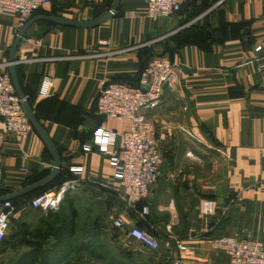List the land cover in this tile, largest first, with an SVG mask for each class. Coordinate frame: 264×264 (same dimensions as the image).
I'll list each match as a JSON object with an SVG mask.
<instances>
[{
  "label": "crops",
  "instance_id": "1",
  "mask_svg": "<svg viewBox=\"0 0 264 264\" xmlns=\"http://www.w3.org/2000/svg\"><path fill=\"white\" fill-rule=\"evenodd\" d=\"M115 1L50 0L40 12L89 22L105 15ZM20 32L17 17L0 16V66L8 64ZM259 44L264 45V0H195L184 12L158 21L146 16L145 0H120L115 16L95 28L39 21L20 42L16 75L34 116L60 152V172L67 178L71 167L83 168L81 175L70 171L73 177L63 185L77 183L68 190L78 194L86 217H102L104 223V214L122 218L128 229L137 227L155 237L157 251L131 239L124 243L145 263L229 264L225 253L212 249V239L264 243V70L255 52ZM157 56L173 63L176 80L173 88H165L160 105L146 113L163 163L147 200L129 208L119 198L108 157L96 147L90 152L82 147L100 126L118 132L128 128L127 122L98 115L101 85L139 84L141 71ZM45 77L55 79V85L50 95L40 97ZM0 160V197L39 182L54 165L34 130L20 138L6 131L3 120ZM205 201L213 202L210 215L202 212ZM144 207L146 219L141 216ZM40 216V210L25 205L11 221L36 226ZM144 252L155 253L149 256L154 261L145 259ZM11 254L17 257L9 251L0 256V264H9Z\"/></svg>",
  "mask_w": 264,
  "mask_h": 264
},
{
  "label": "built area",
  "instance_id": "2",
  "mask_svg": "<svg viewBox=\"0 0 264 264\" xmlns=\"http://www.w3.org/2000/svg\"><path fill=\"white\" fill-rule=\"evenodd\" d=\"M190 0H145L146 16L152 21L170 18L176 15ZM50 0H0V16L17 17L18 28L22 30L34 13L48 5ZM259 68L264 70V45L255 47ZM6 66H0V120L5 123L8 133L17 137H25L33 132V126L24 110L22 100L18 97L10 72ZM175 66L165 56H158L141 71L139 86L128 83L105 82L101 85L97 98L96 109L105 120L127 122L128 128L122 132L98 127L91 142L83 145L85 152L95 147L108 157L113 168V178L119 185V198L129 208H135L147 200L150 188L157 179L163 163L159 150L154 124L146 117L148 111L156 109L166 87L175 85ZM55 85V79L45 77L42 82L40 97L50 95ZM142 86H148L144 90ZM75 175H81L82 167H71ZM3 169L0 160V180ZM77 183L69 182L57 191H51L34 197L30 206L34 209H58L65 192ZM213 211V202L205 201L202 205L204 215ZM15 207L11 202H5L0 210V245L5 238ZM148 214L146 207L141 216ZM113 226L127 234V237L137 241L144 247L157 251L159 241L137 227L127 228L122 218H117ZM181 250L186 247L176 241ZM215 251L223 252L229 259V264H264V243L256 239H237L221 237L211 240Z\"/></svg>",
  "mask_w": 264,
  "mask_h": 264
},
{
  "label": "trees",
  "instance_id": "3",
  "mask_svg": "<svg viewBox=\"0 0 264 264\" xmlns=\"http://www.w3.org/2000/svg\"><path fill=\"white\" fill-rule=\"evenodd\" d=\"M194 1L190 0L186 3L177 14L184 12ZM40 11L34 13L31 18L42 15ZM194 16L195 14L189 19H193ZM129 85L139 86L138 83ZM66 174L68 177L64 178L60 172L57 178L46 187L10 201L15 207V212L25 205L31 207L28 202L34 197L60 189L66 179L73 177L69 170ZM32 184L34 183H30ZM81 206L78 194L68 190L63 195L58 209L46 211L38 209L41 211V216L36 226L11 221L10 224L14 225L9 228L1 242L0 256L9 251L17 253V257L9 264H65L72 258L83 254L106 264H136V258L139 255L130 251L131 247L127 248V244L115 247L114 251L111 249L108 240L104 239L107 228L102 223V218L92 219L87 216V221L81 223ZM88 220H91V223ZM116 242H119V239Z\"/></svg>",
  "mask_w": 264,
  "mask_h": 264
},
{
  "label": "water",
  "instance_id": "4",
  "mask_svg": "<svg viewBox=\"0 0 264 264\" xmlns=\"http://www.w3.org/2000/svg\"><path fill=\"white\" fill-rule=\"evenodd\" d=\"M206 4H208V0H204ZM120 4V0H116L115 4L113 6V8L111 10H109L105 15L93 20V21H89V22H84V21H75V20H71V19H66L63 17H59V16H54V15H37L34 16L33 18H31L28 23L26 24V26L21 30L20 34L18 35L11 53H10V57H9V72L10 75L12 77V81L16 90V93L18 95V97L22 100V104L24 107V110L33 126L34 131L39 135V137L41 138V140L43 141L46 149L48 150V152L50 153L53 161H54V165H53V169L51 171V173L45 177L44 179L40 180L39 182L21 190L18 191L16 193L4 196V197H0V205H2L5 202H10L12 200L18 199V198H22L25 197L29 194H32L44 187H46L48 184H50L51 182H53L57 176L59 175L61 169H62V158L60 155V152L58 151V149L56 148V146L54 145V143L51 141L50 137L48 136L47 132L45 131V129L43 128V126L38 122V120L36 119V117L34 116L32 109L25 97V94L23 93L21 87H20V83L18 81V77L16 75V71H15V63H16V51L17 48L20 44V42L23 40V38L25 37L28 29L36 22L39 21H49L64 27H70V28H95L103 23H105L106 21H108L109 19H111L112 17L115 16L116 11L118 10ZM142 88L144 90L148 89V86H142Z\"/></svg>",
  "mask_w": 264,
  "mask_h": 264
},
{
  "label": "rangeland",
  "instance_id": "5",
  "mask_svg": "<svg viewBox=\"0 0 264 264\" xmlns=\"http://www.w3.org/2000/svg\"><path fill=\"white\" fill-rule=\"evenodd\" d=\"M43 9H44V7L41 10H43ZM95 210L97 212V211L100 210V208H95ZM103 217H107V223L106 222L105 223L102 222L106 226V228H107L106 236H105L104 239L106 241L108 240L107 242L109 243V246L114 251L115 250V247H119V245H121V244H116V243L114 244V242L116 240L119 239V241L123 242V244H124V243H126L125 241H128L129 238L127 237V234L124 231L118 230V229H116L113 226V222L115 221V217L113 219H111V217H108V215H105V214L103 215ZM144 217H145L144 219H146L148 217V215H145ZM93 218L94 217H92V219ZM84 221L86 222L87 220H86V215L84 213V207L81 206V223L83 224ZM148 234H150V233H148ZM114 238H116V239H114ZM154 254L155 253L152 254V253H149V252H146V253L144 252L143 256H145V259H148L149 258L150 260L154 261L151 257H149V256L154 257ZM9 258L10 259H8V260L10 262V261H12V260L15 259V255L14 254H11L9 256ZM136 260H137V263L136 264H147V263H145L142 260L141 257H139L138 259L136 258ZM65 264H106V263L101 262V261H98V260H95V259L91 258L90 256H88L87 254H83V255L76 256V257L72 258L69 262H67Z\"/></svg>",
  "mask_w": 264,
  "mask_h": 264
}]
</instances>
